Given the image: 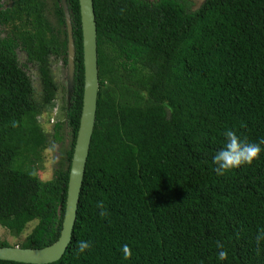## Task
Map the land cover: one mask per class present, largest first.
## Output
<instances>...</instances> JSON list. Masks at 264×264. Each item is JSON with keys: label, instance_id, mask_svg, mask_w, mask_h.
Wrapping results in <instances>:
<instances>
[{"label": "trees", "instance_id": "16d2710c", "mask_svg": "<svg viewBox=\"0 0 264 264\" xmlns=\"http://www.w3.org/2000/svg\"><path fill=\"white\" fill-rule=\"evenodd\" d=\"M46 1L0 0V225L18 236L35 221L19 242L0 246L43 247L62 225L82 106V33L78 0H65L75 69L51 137L60 140L66 124L69 140L42 180L49 141L40 116L58 91L51 57L65 64L67 50L62 4ZM192 2L93 0L95 123L70 242L46 264H264V239L256 240L264 229V0ZM17 49L37 65L40 101ZM225 130L261 151L218 175L212 157ZM80 240L90 244L83 254Z\"/></svg>", "mask_w": 264, "mask_h": 264}, {"label": "water", "instance_id": "95a60500", "mask_svg": "<svg viewBox=\"0 0 264 264\" xmlns=\"http://www.w3.org/2000/svg\"><path fill=\"white\" fill-rule=\"evenodd\" d=\"M193 1V0H191ZM198 4L193 6L197 7ZM67 36L66 50V99L69 101L74 77V40L70 13L65 0H61ZM82 33V58L84 68L82 106L73 152L69 165L66 199L58 238L43 247L0 246V259L25 263L46 264L58 260L65 252L72 234L76 218L77 204L85 171L91 135L95 123L98 95V66L96 21L93 0H78ZM192 6V8H194Z\"/></svg>", "mask_w": 264, "mask_h": 264}, {"label": "rangeland", "instance_id": "374dc122", "mask_svg": "<svg viewBox=\"0 0 264 264\" xmlns=\"http://www.w3.org/2000/svg\"><path fill=\"white\" fill-rule=\"evenodd\" d=\"M193 1L196 2V4L200 2V0ZM47 15L50 22L55 25L56 22L54 21L53 17L49 14ZM17 58L19 60V63L24 65L23 68L30 77L36 100L40 101L42 95V87L37 65L32 64V62H27L25 59V54L19 49H17ZM51 72L54 81L58 85V91L56 93V98L52 101V103L48 106L46 105L47 111H44L40 116V121L42 122L43 128L48 134L49 141V145L46 147V149L43 150L42 153V180H47L52 177L53 168L57 156L58 154L62 155L63 150L68 145L69 140V128L66 124H62V129L60 131V140H55L51 137L52 126L55 120L64 118V109L62 108V106L64 105L66 99V64H64L61 57H51ZM34 224L35 221H31L30 223H28L23 233L18 236H12L3 226L0 225V241L4 240L6 242H9V244L17 243L24 237V235L32 228Z\"/></svg>", "mask_w": 264, "mask_h": 264}, {"label": "clouds", "instance_id": "9594fccd", "mask_svg": "<svg viewBox=\"0 0 264 264\" xmlns=\"http://www.w3.org/2000/svg\"><path fill=\"white\" fill-rule=\"evenodd\" d=\"M224 137L225 142L223 146L212 157V162L216 165L214 171L218 175H223L226 171L240 167L241 165L251 164L261 151L260 144H264V140H261L260 144L246 142L239 138L232 130H225ZM97 207L103 209V203L97 202ZM103 214L104 212L101 211V215ZM262 239H264V229L258 232L256 237L257 243ZM89 247L90 244L87 241L80 240L77 242L76 251L83 254L85 249ZM222 247L223 246L218 242L217 248L222 249ZM121 251L125 259L129 258L132 254L127 244L122 246ZM226 258V251H219L217 259L219 261H224Z\"/></svg>", "mask_w": 264, "mask_h": 264}, {"label": "flooded vegetation", "instance_id": "af4514ba", "mask_svg": "<svg viewBox=\"0 0 264 264\" xmlns=\"http://www.w3.org/2000/svg\"><path fill=\"white\" fill-rule=\"evenodd\" d=\"M46 2H47V4H46L47 6H51V5L53 6L52 0H47ZM60 3H61V0H60ZM61 4H62V3H61ZM194 4H195V2L193 1V2H192V5H194ZM62 8H63V6H62ZM47 14L51 15V16L53 17L54 21H56L55 18H54V13L52 14L51 12H48ZM63 16H64V10H63ZM64 19H65V18H64ZM52 24H53V23H52ZM53 25H54V24H53Z\"/></svg>", "mask_w": 264, "mask_h": 264}]
</instances>
